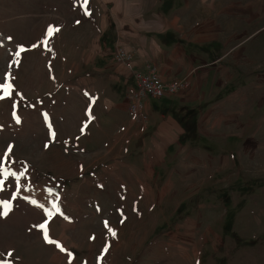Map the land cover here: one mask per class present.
Here are the masks:
<instances>
[{
    "label": "rangeland",
    "instance_id": "374dc122",
    "mask_svg": "<svg viewBox=\"0 0 264 264\" xmlns=\"http://www.w3.org/2000/svg\"><path fill=\"white\" fill-rule=\"evenodd\" d=\"M99 1L0 0V168L24 173L0 176V264H264V0L157 1L180 24H220L188 50L216 59L213 73L234 67L222 91L212 74L220 120L199 128L206 106H179L190 149L158 159L80 116L70 80L82 34L108 24Z\"/></svg>",
    "mask_w": 264,
    "mask_h": 264
},
{
    "label": "crops",
    "instance_id": "0c3cea01",
    "mask_svg": "<svg viewBox=\"0 0 264 264\" xmlns=\"http://www.w3.org/2000/svg\"><path fill=\"white\" fill-rule=\"evenodd\" d=\"M157 1H99L105 17L109 18L108 24H90L89 30L82 34L75 51L79 67L70 75L80 116L87 118L89 112L93 116L100 114L101 118H106L105 122L118 124L123 139L143 141L147 146L145 152L153 159L161 158L174 145H177V151L190 149L189 144L182 141L188 126L183 123L184 119L180 120L183 116L176 114L179 106H206L197 117V127L215 120L214 110L220 120L224 108L214 102L215 108L210 109L209 96L216 92L210 87L215 84L211 82L212 74L218 90L222 91L224 79L232 76L234 68L221 67L213 73L209 66L216 67V59L205 61L200 54H195L190 48L188 50V45H204L209 40L218 39L220 24H180L183 22L180 17L167 18L154 11ZM118 46L131 54L134 68L142 72L155 68L164 82L186 78L189 87L175 95L145 101V121L132 117L128 110L129 97L136 84L131 71L114 61V51ZM64 82L69 84L66 80ZM108 106L115 107L118 113L111 114ZM119 111L128 113L129 117L120 119L122 113ZM98 116L95 133L101 137L105 129ZM105 156L109 155L100 157Z\"/></svg>",
    "mask_w": 264,
    "mask_h": 264
},
{
    "label": "built area",
    "instance_id": "2783aa9c",
    "mask_svg": "<svg viewBox=\"0 0 264 264\" xmlns=\"http://www.w3.org/2000/svg\"><path fill=\"white\" fill-rule=\"evenodd\" d=\"M114 61L129 69L135 79L136 87L130 94L128 107L130 115L134 118L146 120L144 106L148 99L175 95L189 87V81L186 78L164 82L155 68L148 69L146 72L134 68L131 54L122 46L115 49Z\"/></svg>",
    "mask_w": 264,
    "mask_h": 264
},
{
    "label": "snow or ice",
    "instance_id": "6c2138e0",
    "mask_svg": "<svg viewBox=\"0 0 264 264\" xmlns=\"http://www.w3.org/2000/svg\"><path fill=\"white\" fill-rule=\"evenodd\" d=\"M88 0H83V3L84 4H87ZM85 14L86 15H90V12L85 9ZM56 31H58V29H55ZM53 31H54V26H49V29L47 30V33L46 35L48 36H51L53 34ZM48 41H44V43L46 44ZM21 51H23V49H21ZM17 55H19V52L17 53ZM11 88L10 85H2L0 84V90H4L5 93L7 94L8 93V90ZM3 97H0V99H2ZM89 116H90V112L88 113ZM14 118H16L17 120V123H19V118L18 117H15V114H14ZM45 118L47 119V115L45 114ZM51 135H55V133H51ZM11 150V146H9V151ZM24 173L21 172L19 173V175H17V173L15 172H11L9 171L8 169H5V168H0V176H3V177H8V176H14L16 177L17 181H19L20 177L23 176ZM3 185V180H0V186ZM19 186V185H18ZM32 204H36V201H30ZM0 206H3L5 211L3 213H0V215H3V216H7L8 215V211H10V204L8 201H0ZM38 207H43L42 205H37ZM54 207H57L54 205ZM45 213L46 215H51L50 212H48L47 209H45ZM105 226L107 227V222H105ZM36 227H38L39 229H41L43 232H44V239H45V242L47 243H55L54 241H51L49 239V236H48V232L46 230V227H45V224H39V225H36ZM109 231H111V229H109ZM115 233L113 232V235ZM58 247H60L58 244H57ZM61 251H64V249L61 247ZM104 251H107V246L105 247Z\"/></svg>",
    "mask_w": 264,
    "mask_h": 264
},
{
    "label": "trees",
    "instance_id": "16d2710c",
    "mask_svg": "<svg viewBox=\"0 0 264 264\" xmlns=\"http://www.w3.org/2000/svg\"><path fill=\"white\" fill-rule=\"evenodd\" d=\"M183 114V113H182ZM184 115V114H183Z\"/></svg>",
    "mask_w": 264,
    "mask_h": 264
}]
</instances>
